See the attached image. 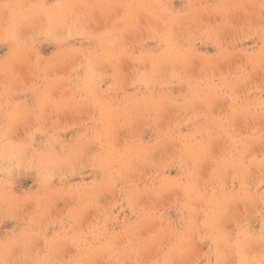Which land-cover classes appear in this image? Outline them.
<instances>
[{
  "label": "rangeland",
  "instance_id": "obj_1",
  "mask_svg": "<svg viewBox=\"0 0 264 264\" xmlns=\"http://www.w3.org/2000/svg\"><path fill=\"white\" fill-rule=\"evenodd\" d=\"M200 1L0 0V264H264V0Z\"/></svg>",
  "mask_w": 264,
  "mask_h": 264
},
{
  "label": "bare ground",
  "instance_id": "obj_2",
  "mask_svg": "<svg viewBox=\"0 0 264 264\" xmlns=\"http://www.w3.org/2000/svg\"><path fill=\"white\" fill-rule=\"evenodd\" d=\"M140 1H142V0H140ZM191 1H195V0H191ZM251 1H253V0H250L249 2H251ZM200 2H204V0H202V1H200ZM238 2H239V1H238ZM238 2H237V3H238ZM242 2H243V1H241V3H242ZM244 2H245V1H244ZM244 2H243V4H244ZM249 2H248V5H250ZM254 2H255V1H253V3L251 4L252 6L254 5ZM140 3H141V2H140ZM193 3H194V2H193ZM193 3L190 2L189 4H191V5L193 6ZM204 3H205V2H204ZM246 3H247V2H246ZM255 3H256V2H255ZM194 4H195V3H194ZM196 4H197V0H196ZM196 4H195V6H194L195 8H196ZM202 4H203V3H202ZM136 5H138V4H136ZM199 5H201V4L199 3ZM199 5H198V6H199ZM219 5H220V4H219ZM225 5H226V4H225ZM225 5H224V7H225ZM237 5H238V4H237ZM248 5L245 4V5H243V7H244V6L250 7V6H251V5H250V6H248ZM198 6H197V7H198ZM220 6H221V5H220ZM228 6H229V5H228ZM240 6L242 7V5H240ZM240 6H238V7L240 8ZM255 6H256V5H255ZM138 7H139V8H138L139 11H140V8H141V9H147V10H148V8H145L146 6H144V5L142 6V7H144V8H142L141 5H139ZM210 7H211V6H210ZM210 7H209V8H210ZM218 7H219V6L217 5V7H216V9H214L213 13H217L216 11H220V10L222 9V8H221V9L219 10ZM230 7H231V6H230ZM234 7H236V6L234 5ZM238 7H236V9L233 8V10H234V11L236 10V12H237ZM256 7H258V6H256ZM209 8H208V9H209ZM226 8H227V7H226ZM226 8H225V11H226V10H229V8H228V9H226ZM252 8H253V7H252ZM150 9H151V8H150ZM197 9H206V8H205V6H204V7H203V6H199V8H197ZM197 9H195V10H197ZM208 9H207V10H208ZM210 9H211V11L213 10L212 8H210ZM210 9H209V10H210ZM231 9H232V8H231ZM231 9H230V10H231ZM246 9H247V8H246ZM246 9H245V10H246ZM258 9H259V8H258ZM258 9H257V10H258ZM151 10H152V9H151ZM153 10L155 11L154 8H153ZM153 10H152V11H153ZM207 10H206V11H207ZM209 10L207 11L208 13H209ZM233 10H232V13H236V12H234ZM238 10H239V9H238ZM243 10H244V9L242 8V11H243ZM245 10H244V11H245ZM255 10H256V8H255ZM259 10H262V9H259ZM154 11H153V12H154ZM193 11H194V10H193ZM193 11H192V12H193ZM211 11H210V12H211ZM222 11H223V9H222ZM222 11H220L219 13H221ZM246 11L248 12V9H247ZM155 12H156V11H155ZM192 12H191V14H192ZM196 12H197V11H195V13H196ZM199 12H201V11L199 10ZM199 12H198V13H199ZM156 13H157V12H156ZM195 13H193V14H194L193 16L197 15V14H195ZM201 13H202V12H201ZM201 13H199V14H201ZM223 13H224V12H223ZM232 13H231L230 15H232ZM241 13H242V12H241ZM154 14H155V13H154ZM157 14H158V13H157ZM159 14H161V13H159ZM205 14H207V13H205ZM221 14H222V13H221ZM239 14H240V10H239ZM246 14H247V13H246ZM246 14H245V17H246ZM257 14H258V13H257ZM123 15H124V14H123ZM164 15H165V14H164ZM208 15H209V14H208ZM219 15H220V14H219ZM242 15H243V14H242ZM125 16H126V14H125ZM156 16H157V15H156ZM162 16H163V15H159V16H157V17L161 18ZM191 16H192V15H191ZM193 16H192V17H193ZM212 16H213V15H212ZM222 16H223V15H222ZM257 16H258V15H257ZM218 17H219V16H218ZM223 17H224V16H223ZM226 17H227V16H226ZM226 17H225V21H227V20H226ZM237 17H238V16H237ZM240 17H241V15H240ZM166 18H169V19H170L169 16L166 17V15H165V19H166ZM221 18H222V17H221ZM241 18H242V17H241ZM165 19L163 20V18H162V19H159V20H162L161 22H163V21H165ZM174 19H175V20H178V19H176V18H174ZM243 19H244V17H243ZM247 19H248V18H247ZM238 20H239V19H238ZM169 21H170V20H169ZM179 21H180V20H179ZM179 21H177V22H179ZM225 21H224V22H225ZM236 21H237V20H236ZM165 22H168L167 19H166ZM165 22H163V23H165ZM172 22H174V20H172ZM172 22H168V23H166V25H167V26H170L169 23H171V25L174 26L175 24H172ZM175 22H176V21H175ZM177 22H176V25H175V26H178V25H177V24H178ZM180 22H181V21H180ZM219 22H220V20H219ZM221 22H223V21H221ZM227 22H229V21H227ZM232 22H234V21H232ZM237 22H239V21H237ZM240 22H242V21H240ZM240 22H239V23H240ZM259 22H260V21H259ZM159 23H160V21H159ZM163 23H162V24L160 23V24L163 26ZM217 23H218V22H217ZM168 24H169V25H168ZM221 24H222V23H221ZM229 24H230V23H229ZM225 25H226V24H225ZM248 25H249V24H248ZM164 26H165V25H164ZM167 26H166V27H167ZM175 26H174V27H175ZM216 26H218V24H217ZM221 26H222V25H220L219 30H220V28L223 27V26H222V27H221ZM226 26H227V25H226ZM231 26H232V25H231ZM233 26H234V25H233ZM160 27H161V26H160ZM166 27H164V28L162 27V28L165 29ZM237 27H238V26H237ZM254 27H255V26H254ZM260 27H261V26H260ZM162 28H161V29H162ZM167 28H168V27H167ZM171 28H172V27L170 26L168 30H170ZM180 28H181V27H180ZM215 28H216V27H214V29H215ZM225 28H226V27H225ZM228 28H229V27H228ZM172 29H173V28H172ZM172 29H171V30H172ZM229 29H231V28H229ZM251 29H253V28H251ZM176 30H177V29H176ZM179 30H180V29H179ZM215 30H216V29H215ZM249 30H250V29H249ZM180 31H181V30H180ZM221 31H222V29H221L219 32H221ZM169 32H170V31H169ZM172 32H173V31H172ZM175 32H176V31H175ZM170 33H171V32H170ZM170 33H169V35H170ZM175 34H176V33H175ZM175 34H174V35H175ZM172 35H173V33H172ZM176 35H177V34H176ZM176 35H175V36H172V37H176ZM170 36H171V35H170ZM178 36H179V35H178ZM178 36H177L176 38H178ZM172 37H170V39H171ZM166 38H167V37H166ZM180 38H181V37H180ZM173 39H174V38H172V40H173ZM176 40H177V39H176ZM176 40H175V41H176ZM176 42H177V41H176ZM179 43H180V42H179ZM177 45H180V46H181L182 44H177ZM177 45H175V43H174V46H177ZM183 46H184V45H183ZM171 48H173V47H171ZM181 48H182V47H181ZM173 49H174V48H173ZM173 49H172V50H173ZM169 50H170V49H169ZM172 50H171V51H172ZM179 50H180V49H178V51H179ZM181 50H183V49H181ZM106 51H107V50H106ZM171 51H170V52H171ZM173 51H174V50H173ZM173 51H172V52H173ZM163 53H164V52H163ZM172 54H173V53H171V55H172ZM176 54H178V56L176 55V57H180V55H181V54L178 53V52H177ZM184 55L187 56L186 54H184ZM168 56H169V55H168ZM168 56L166 55V57H168ZM223 56H225V55H223ZM226 56L228 57L227 54H226ZM226 56H225V57H226ZM166 57H165V58H166ZM174 57H175V55H174ZM174 57H173V59H174ZM176 57H175V60H176V59L178 60V58H176ZM183 57H184V56H183ZM220 57H221V56H220ZM227 57H226V58H227ZM229 57H231V56H229ZM144 58H146V57L144 56L143 59H144ZM151 58H152V56H151ZM153 58H154V57H153ZM165 58H164V59H165ZM168 58H169V57H168ZM180 58L182 59V57H180ZM185 58H186V57H185ZM146 59H147V60H146ZM146 59H145L144 61H148V62H149L148 57H147ZM149 59H150V58H149ZM161 59H162V57L160 58V60H161ZM173 59H172V57H171L170 60H173ZM183 59H184V58H183ZM188 59H189V58H188ZM188 59H186V60H187V63H188ZM216 59L222 61V58H220V59H219V58H216ZM223 59H224V57H223ZM151 60H153V59H150V61H151ZM156 60H158L157 64H159V63H160V62H159V59H156ZM170 60H169V62H171ZM184 60H185V59H184ZM224 60H225V59H224ZM142 61H143V60H142ZM154 61H155V59H154ZM154 61H153V63H154ZM164 61H167V58H166V60H164ZM189 61H190V60H189ZM207 61H208V60L206 59V61H204V63L206 62L205 64L208 65L209 61H208V62H207ZM212 61H213V62H212ZM216 61H217V60H216ZM216 61H215V66H216L217 69H218V66H217V65H219V64H217V63H218L219 61H218V62H216ZM161 62H162V60H161ZM173 62H178V61H174V60H173ZM180 62H181V61H180ZM184 62H185V61H184ZM202 62H203V61H202ZM202 62H201V63H202ZM210 62L214 63V60H211ZM261 62H264V61H261ZM261 62H260V64H261ZM153 63H151V65H152ZM165 63H166V62H165ZM219 63H221V62H219ZM154 64H156V63H154ZM162 64H164V62H163ZM162 64L160 63L159 65H162ZM183 64H184V63H183ZM205 64H204V65H205ZM209 64H210V63H209ZM260 64H259V65L257 64V66L259 67ZM262 64H263V63H262ZM149 65H150V63H149ZM204 65H202V66H204ZM241 65H242V64H241ZM251 65H252V64H251ZM251 65L249 64L248 66L250 67ZM253 65H254V64H253ZM153 66H154V65H153ZM153 66H152L151 68H153ZM208 66H209V65H208ZM210 66L213 67V64H210ZM210 66H209V67H210ZM235 66H236V65H235ZM254 66H256V63H255ZM261 66H262L263 70H262L261 67H260L259 69H258V68L255 69V70L258 69L257 72H256L255 70H253V71L256 72V73H258V71L261 69L262 72H263V71H264V66H263V65H261ZM216 67H215V68H216ZM238 67H239V66H238ZM238 67H237V68H238ZM241 67H242V66H241ZM245 67H246V66H245ZM154 68H158V67H154ZM235 68H236V67H235ZM250 68L252 69V66H251ZM207 69H209V68L207 67ZM242 69H243V68H242ZM247 69H248V67H247ZM247 69H246V70H247ZM154 70L156 71L155 73L157 74L158 71H157L156 69H154ZM154 70H152V71H154ZM210 70H211V69H210ZM210 70H207V71L210 72ZM234 70H235V69H234ZM236 70H237V69H236ZM238 70H239V68H238ZM159 71H160V70H159ZM205 71H206V68H205V70L202 69L201 72H205ZM212 71H213V70H212ZM227 71H228V70H227ZM250 71H251V70H250ZM250 71L247 73V75H250V74H249ZM231 72H232V70H231ZM251 72H252V71H251ZM215 73H216V72H215ZM217 73H218V72H217ZM219 73H220V72H219ZM225 73H226V72H225ZM228 73H229V72H228ZM228 73H226V75H227ZM232 73H234V72H232ZM237 73H238V72H237ZM242 73H244V72L242 71ZM259 73H260V71H259ZM156 74H155V75H156ZM207 74H208V73H207ZM220 74H222V72H221ZM223 74H224V73H223ZM223 74H222V76H223ZM230 74H231V73H230ZM253 74H254V73H253ZM202 75H203V74H202ZM202 75H201V76H202ZM216 75H217V74H215V76H216ZM218 75H219V74H218ZM228 75H229V74H228ZM244 75H245V74H244ZM262 75H263V74H261V76H262ZM204 76H207V75L204 74ZM209 76H210V75H208V77H209ZM220 77H221V75H220ZM247 77H249V76H247ZM217 78H218V77H217ZM244 78H245V81H246V79H247L246 76H244ZM256 78H257V77H256ZM261 78H262V77H261ZM201 79H202V78H201ZM213 79H214V78H213ZM213 79L211 78V80H213ZM219 79H220V78H219ZM225 79H227V78L225 77ZM231 79H232V78H231ZM240 79H241V78H240ZM240 79H239V81H241V84H243V83H244V84H247L248 81L245 83L244 80H243V81H244V82H243V81L240 80ZM262 79H263V78H262ZM202 80H203V79H202ZM209 80H210V79H209ZM216 80H217V79H216ZM248 80H249V79H248ZM204 81H205V80H204ZM232 81H233V80H232ZM232 81H230V82H229L230 84H228V85L230 86L231 83H233V84H235V85L237 84L236 86L238 87L239 82H235V81L232 82ZM256 81H257V80H256ZM256 81H255V82H256ZM202 82H203V81H202ZM205 82H206V81H205ZM234 82H235V83H234ZM242 82H243V83H242ZM196 83H197V82H196ZM207 83H209V82H207ZM219 83H221V80H220ZM219 83H218V84H219ZM227 83H228V82H227ZM261 83H262V82H261ZM210 84H211V83H210ZM223 84H224V82H223ZM233 84L231 85V87L233 86ZM244 84H243V85H244ZM249 84H250V83H249ZM235 85H234L233 88H231V90H232V89L235 90V87H236ZM257 85H258V84H257ZM257 85H256V86H257ZM261 85H262V84H261ZM261 85H260V86H261ZM219 86H220V85H219ZM225 86H227V85H226V81H225ZM258 86H259V85H258ZM258 86H257V87H258ZM263 86H264V83H263ZM220 87H221V86H220ZM227 87H228V86H227ZM261 87H262V86H261ZM197 88H198V87H197ZM227 89L229 90V88H227ZM227 89H226V90H227ZM202 90H203V89H202ZM202 90H201V91H202ZM221 90H222V88H221ZM226 90H225V91H226ZM231 90H230V92L232 93V91H234V90H232V91H231ZM235 91H236V90H235ZM221 92H222V91H221ZM221 92H220V93H221ZM228 92H229V91H228ZM198 93H199V92H198ZM205 93H206V92H205ZM233 93H234V92H233ZM208 94H210V93H208ZM208 94L206 95L207 97L209 96ZM213 94H214V93H213ZM225 94H226V93H225ZM236 95H237V94H236ZM245 95H246V94H245ZM243 96H244V94H243ZM207 97H206V99H208L207 101L211 100V99H209L210 97H209V98H207ZM244 97H245V96H244ZM202 98H203V100L205 99L204 97H202ZM211 98H212V97H211ZM225 98H226V97H225ZM239 98H240V97H239ZM214 99H215V98H214ZM217 99H218V98L216 97V101H218ZM222 100H223V98H222ZM224 100H225V99H224ZM224 100H223V102H226V103H227V101H226L227 99H226L225 101H224ZM231 100H232V99H231ZM233 100H234V99H233ZM204 101H206V100H204ZM216 101H215V102H216ZM209 102L211 103V101H209ZM212 102H213V100H212ZM218 102H219V101H218ZM230 102H232V101H230ZM236 102H237V100H236ZM240 102H241V101H240ZM204 103H205V102H204ZM213 103H214V102H213ZM220 103H222V102H220ZM233 103H234V102H233ZM237 103H238V102H237ZM205 104H206V103H205ZM231 104H232V103H231ZM220 105H221V104H220ZM227 105H229V103H228ZM234 105H235V104H234ZM230 106H231V105H230ZM241 106H242V104H241ZM246 106H247V105H245V107H246ZM228 107H229V106H228ZM231 107H232V106H231ZM235 107H236V106H235ZM229 108H230V107H229ZM242 108H243V107H242ZM220 109H221V108H220ZM225 109H226V108H225ZM230 109H231V108H230ZM259 109H260V108H259ZM222 110H223V109H222ZM233 110H236V109L233 108ZM237 110H238V108H237ZM237 110H236V111H237ZM226 111H227V113H228V110H226ZM226 111H225V113H226ZM236 111H235V112H236ZM238 112H239V111H238ZM236 113H237V112H236ZM236 113H233V114L235 115ZM239 113H241V112H239ZM239 113H238L237 115L241 116ZM233 114H232L231 116H233ZM241 114H242V113H241ZM251 114H252V115H251ZM251 114H250L251 116H248V117H244L243 115H242V116H243L246 120H248V121H253V120H254V117L257 118V116H256V114H255V116H253V113H251ZM221 115H222V114H221ZM221 115H220V116H221ZM224 115H225V114H224ZM224 115H223V116H224ZM226 115L228 116V114H226ZM237 115H235V116H237ZM246 115H249V114H246ZM262 115H263V113L261 114V116H262ZM217 116H218V114H217ZM227 116H224V118H226ZM229 116H230V114H229ZM242 116H241V117H242ZM252 116H253V117H252ZM259 116H260V114H259ZM259 116H258V118L261 119L262 117H259ZM249 117H251L253 120H251V118H249ZM222 118H223V117H221V119H222ZM227 118H228V117H227ZM227 118H226V119H227ZM236 118H237V117H235V119L232 118L233 120H231V117H230V121H231L230 123H232V121L234 122V120H236ZM238 118H239V117H238ZM238 118H237V122L239 121ZM247 118H248V119H247ZM258 118H257V119H258ZM219 119H220V118H219ZM240 119H241V118H240ZM245 119H244L243 121L240 120V123L244 122ZM260 119H258V120H260ZM263 119H264V118H263ZM227 120L229 121V119H227ZM261 120H262V119H261ZM221 121H222V120H221ZM263 121H264V120H262L261 123H262ZM246 122H247V121H246ZM258 122H259V121H258ZM258 122H257V120H256V124H257ZM250 123H251V122H250ZM252 123H255V122L253 121ZM223 124H225V123H223ZM228 124H229V123H228ZM258 124H259V123H258ZM248 125H249V122H248ZM252 125H253V124H252ZM252 125H251V126H252ZM263 125H264V124H262V127L259 126V128H257L258 125H257V127H256L255 125H253V126H255V127L257 128V130H259L260 127L263 129ZM223 126H224V125H223ZM228 126H229V125H228ZM231 126H232V125H231ZM242 126H243V124H242ZM246 126H247V123H246ZM249 126H250V125H249ZM251 126H250V127H251ZM233 127H234V126H233ZM247 127H248V126H247ZM226 128H227V127H226ZM231 128H232V127H231ZM234 128H235V127H234ZM242 128H243V127H242ZM248 128H249V127H248ZM234 130H235V129H234ZM242 130H243V129H242ZM244 130H245V129H244ZM247 130L249 131V129H246V132H247ZM251 130H252V129H251ZM257 130H256V131H257ZM228 131H229V130H228ZM260 131H261V129H260ZM224 132H225V131H224ZM236 132H237V129H236ZM246 132L244 131V134H245ZM257 132H258V131H257ZM240 134H241V132H240ZM242 134H243V133H242ZM250 134H251V133H249V136H250ZM255 134H256V133H255ZM201 135H202V134H201ZM252 135H253V134H252ZM261 135H262V134H261ZM238 136H240V135H238ZM238 136H237V137H238ZM231 137H232V136H231ZM235 137H236V136H235ZM245 138H246V137H245ZM259 138H262V137L260 136ZM246 139H247V138H246ZM242 140H243V138H242ZM242 140H241V141H242ZM254 140H257V139H254ZM254 140H252V142H254ZM224 141H226V139H225ZM262 141H263V140H262ZM200 142H201V141H200ZM221 142H222V141H221ZM226 142H228V141H226ZM236 142H237V141H236ZM236 142H235V143H236ZM246 142H249V143H246ZM250 142H251V141H245V143H246L248 146H249V144H252V143H250ZM263 142H264V141H263ZM245 143H244V145L246 146ZM223 144H226V143L224 142ZM242 144H243V143H242ZM255 144H256V141H255ZM255 144L253 143V145H255ZM204 145H205V144H204ZM238 145H239V144H238ZM238 145H237V146H238ZM198 146H199V144H198ZM222 146H223V145H222ZM225 146H226V145H225ZM225 146H224V148H225ZM248 146H247V147H248ZM220 147H221V146H220ZM241 147L244 148V146H242V145H241ZM250 147H251V150H252V145H251ZM250 147H248V149H249ZM185 148H186V147H185ZM192 148H193V147H192ZM239 148H240V147H239ZM193 149H195V148H193ZM193 149H192V150H193ZM237 149H238V148H237ZM245 149H246V148H245ZM245 149H244V150H245ZM187 150H189V149H187ZM220 150H221V149H220ZM241 150H242V149H241ZM249 150H250V149H249ZM251 150H250V151H251ZM221 151H223V150H221ZM239 151H240V150H239ZM247 151H248V150L246 149V150L244 151V153L242 152V153H243V156H244L245 154H247ZM223 152H224V151H223ZM245 152H246V153H245ZM263 153H264V152H263ZM263 153H262V155H263ZM227 154H228V153H227ZM257 154H258V153H257ZM233 155H234V154H233ZM233 155H232V156H233ZM239 155H240V157H242V156H241L242 154H239ZM249 155L251 156L250 153H249ZM249 155H248V156H249ZM253 155H254V154H253ZM259 155L261 156V154H259ZM221 156H222V155H221ZM263 156H264V155H263ZM240 157H239V158H240ZM253 157H255V155H254ZM251 158H252V157H250L249 160H250ZM255 158H256V159H254V161H255V160L257 161V160H258L257 155H256ZM227 159H228V158H227ZM242 159H243V161H244V159L246 160V158H243V157H242ZM239 160H241V159H239ZM239 160H238V161H239ZM252 160H253V158H252ZM252 160H250V161H252ZM261 160H262V159H261ZM261 160H260V161H261ZM263 160H264V157H263ZM263 160H262V161H263ZM215 161H216V160H215ZM241 161H242V160H241ZM243 161H242V162H243ZM247 161H248V160H246V162H247ZM250 161L247 162V163H248V164H249V163H252V162H250ZM256 161H255V162H256ZM213 163H214V162H213ZM256 163H257V162H256ZM256 163H255V164H256ZM260 163H261V162H260ZM235 164H236V163H235ZM237 164H239V163L237 162ZM242 164L246 165V163H242ZM242 164H241L242 169L247 170L248 168H247V169L244 168L245 166L243 167ZM248 164H247V165H248ZM253 164H254V163H253ZM253 164H252V165H253ZM255 164H254L253 167H255ZM263 164H264V163H263ZM239 165H240V164H239ZM252 165H249V166H247V167H250V166H252ZM260 165H262V164H260ZM231 166H232V165H231ZM256 166H257V164H256ZM217 167H218V166H217ZM224 167H225V165H224ZM238 167H239V166H238ZM230 168H231V167H230ZM230 168H229V169H230ZM239 168H240V167H239ZM240 169H241V168H240ZM240 169H239V171L242 170V169H241V170H240ZM214 171H215V170H214ZM223 171H224V170H223ZM229 171H230V170H229ZM247 171H248V170H247ZM226 172H227V171H226ZM244 173H245V172H244ZM248 173H249V172H248ZM248 173L246 172L245 174L247 175ZM241 174H242V173H241ZM241 174H240V175H241ZM211 175H212V174H211ZM242 176H243V175H242ZM263 179H264V178H263ZM237 180H238V179H237ZM207 181H208V180H207ZM263 181H264V180H263ZM210 184H211V183H210ZM207 187H208V186H207ZM239 189H240V188H239ZM241 189H242V188H241ZM245 192H246V191H245ZM206 193H207V192H206ZM250 194H251V193L249 192V196L247 195L246 197H250ZM252 194L254 195V193H252ZM255 195H256V194H255ZM227 196H228V195H227ZM240 197H242V195H241ZM244 197H245V196H244ZM244 197H243V198H244ZM255 197L257 198V196H255ZM238 198H239V196H238ZM243 198H241L242 201H243ZM253 198H254V197H253ZM260 198H261V196H260ZM239 199H240V198H239ZM239 199H238V200H239ZM241 199H240V201H241ZM244 199H245V198H244ZM247 199H248V198H246V200H247ZM261 199H262V198H261ZM205 200H206V199H205ZM205 200H204V201H205ZM207 201H208V200H207ZM240 201H238V202H240ZM242 201H241V202H242ZM241 204H242V203H241ZM219 206H220V205H218V208H219ZM202 208H203V207H202ZM223 215H224V214H223ZM224 216H225V215H224ZM224 216H223V218H224ZM207 222H208V221H207ZM221 222H222V221H221ZM218 223H220V222H218ZM218 223H217V224H218ZM215 225H216V224H215ZM218 225H219V224H218ZM245 229H246V228H245ZM238 231H239V230H238ZM218 234H219V233H218ZM220 234H221V233H220ZM248 238H249V237H248ZM219 239H220V238H219ZM234 239H235V238H234ZM239 239H240V237H239ZM245 239H246V238H245ZM249 239H250V241L252 240L251 238H249ZM247 240H248V239H247ZM242 241H243V239H242ZM248 241H249V240H248ZM248 241H247V242H248ZM254 241H255V239H254ZM255 242H256V241H255ZM259 242H260V241H259ZM244 243H245V242H244ZM256 243H257V242H256ZM222 244H224V243H222ZM234 244H235V243H234ZM234 244H233V245H234ZM233 245H232V246H233ZM218 246H219V244H218ZM232 246H231V247H232ZM236 246H237V245H236ZM233 247H234V246H233ZM242 248H243V247H242ZM228 249H229V248H228ZM234 249H235V248H234ZM234 249H233V250H234ZM236 249H237V247H236ZM239 250H240V249H239ZM262 250H263V249H262ZM220 251H221V250H220ZM231 251H232V250H231ZM240 251H242V249H241ZM263 251H264V250H263ZM234 252H235V251H234ZM258 252H259V251H258ZM228 253H230V252H228ZM252 253H253V251H252ZM261 253H262V252H261ZM235 256H236V255H235ZM235 256H234V257H235ZM252 256H253V255H252ZM237 257H238V253H237ZM243 257H244V255H243ZM246 257H247V256H245V258H246ZM260 257H261V256H260ZM247 258H248V257H247ZM253 258H254V257H253ZM247 260H249V259H247ZM258 260H259V259H258ZM261 260H262V259L260 258V261H261ZM263 260H264V259H263ZM252 262H253V261H252ZM240 263H241V262H240ZM240 263H238V264H240ZM250 263H251V262H250ZM246 264H247V263H246ZM261 264H262V262H261Z\"/></svg>",
  "mask_w": 264,
  "mask_h": 264
}]
</instances>
